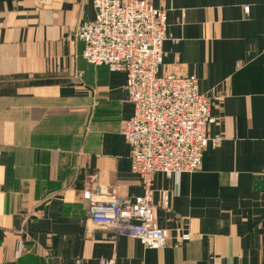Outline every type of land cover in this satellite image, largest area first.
<instances>
[{"label":"crops","instance_id":"0c3cea01","mask_svg":"<svg viewBox=\"0 0 264 264\" xmlns=\"http://www.w3.org/2000/svg\"><path fill=\"white\" fill-rule=\"evenodd\" d=\"M152 3L168 15L160 74L197 77L221 137L198 171L154 177L158 226L191 240L148 249L87 216L97 186L143 194L126 76L75 37L92 1L0 0V264H264V0Z\"/></svg>","mask_w":264,"mask_h":264},{"label":"built area","instance_id":"2783aa9c","mask_svg":"<svg viewBox=\"0 0 264 264\" xmlns=\"http://www.w3.org/2000/svg\"><path fill=\"white\" fill-rule=\"evenodd\" d=\"M95 19L82 23L76 40L84 44L83 58L94 67L124 73L132 117L122 135L130 147L131 168L143 188L132 201H121L97 186L87 210L89 220L110 229L114 236L139 240L148 249L179 248L191 240L189 232L175 239L161 229L153 205V181L198 171L215 123L212 101L199 93L196 76L160 74L164 44L168 40L167 11L152 0H91ZM248 10V9H247ZM165 206L168 199L165 196ZM101 264H115L104 259Z\"/></svg>","mask_w":264,"mask_h":264}]
</instances>
